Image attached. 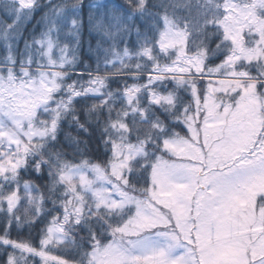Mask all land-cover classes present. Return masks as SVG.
Returning a JSON list of instances; mask_svg holds the SVG:
<instances>
[{"label": "snow or ice", "instance_id": "snow-or-ice-1", "mask_svg": "<svg viewBox=\"0 0 264 264\" xmlns=\"http://www.w3.org/2000/svg\"><path fill=\"white\" fill-rule=\"evenodd\" d=\"M0 49V264H264V0H0Z\"/></svg>", "mask_w": 264, "mask_h": 264}, {"label": "trees", "instance_id": "trees-1", "mask_svg": "<svg viewBox=\"0 0 264 264\" xmlns=\"http://www.w3.org/2000/svg\"><path fill=\"white\" fill-rule=\"evenodd\" d=\"M88 0H85V3H87ZM101 3L104 2H108V0H100ZM177 2H180V0H177ZM186 13L184 11H178L177 15L178 16H183ZM37 18L39 17V13L36 14ZM86 18V17H85ZM36 24V20L33 19L32 21H30L26 26H25V32L24 35L27 36L28 33L33 29L34 25ZM100 39L99 36H97L95 33H91L89 32V28L87 26V24L85 25L82 34H81V48H80V57L83 60H88V55H89V46H91L93 49H95L96 45H97V41ZM20 46L23 47V41L20 42ZM0 51H2V49H0ZM111 71V69H110ZM134 81L129 80L128 83L131 84ZM112 87H116L115 84L112 85ZM88 103H91V101H89ZM78 107L80 105H77ZM64 133H70L73 136H79L80 139L82 140H87L88 137L86 135L83 134H78L77 130L74 126L69 127L66 123L63 125L62 127V132H61V144L63 146V150L65 152L68 153L67 158L68 159H72V152H73V147H69L67 143L64 142ZM59 147V146H58ZM83 147V146H81ZM97 147V141L95 139V137L92 138L91 142L89 143V157L92 158L94 161L97 159V157L93 154V151L96 149ZM23 176L24 179H31L33 181H35V183H37L38 185H41V190L45 191L43 189V181L38 179L34 174L33 175H28L25 173L21 174ZM46 194V191H45ZM46 207H50V205H46ZM28 234V230L25 229L23 235H27ZM16 233L13 232V236H15ZM32 235L35 237L36 236V230H32ZM65 258H70V257H65ZM36 264H39V258H37L36 260Z\"/></svg>", "mask_w": 264, "mask_h": 264}]
</instances>
